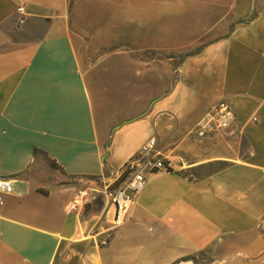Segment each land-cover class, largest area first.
I'll list each match as a JSON object with an SVG mask.
<instances>
[{
  "label": "crops",
  "instance_id": "1",
  "mask_svg": "<svg viewBox=\"0 0 264 264\" xmlns=\"http://www.w3.org/2000/svg\"><path fill=\"white\" fill-rule=\"evenodd\" d=\"M72 12L0 0V264H264V0H118L95 39ZM221 100L235 122L193 139ZM152 137L172 169L104 245L106 196L67 208Z\"/></svg>",
  "mask_w": 264,
  "mask_h": 264
},
{
  "label": "built area",
  "instance_id": "2",
  "mask_svg": "<svg viewBox=\"0 0 264 264\" xmlns=\"http://www.w3.org/2000/svg\"><path fill=\"white\" fill-rule=\"evenodd\" d=\"M23 12L24 8H18ZM21 23L24 22L22 19ZM235 114L226 100L214 104L190 130V136L195 140L204 139L229 128L235 122ZM172 163L158 149L156 137L150 138L140 150L130 158L118 171L102 175L78 187L67 211L83 214L88 205L96 200L98 193H103L109 201L107 216L111 219L112 227L108 229L102 243L108 244L115 228L120 226L128 217L132 203L144 189L148 175L157 171H170ZM14 192L13 181L0 178V204L6 194Z\"/></svg>",
  "mask_w": 264,
  "mask_h": 264
},
{
  "label": "rangeland",
  "instance_id": "3",
  "mask_svg": "<svg viewBox=\"0 0 264 264\" xmlns=\"http://www.w3.org/2000/svg\"><path fill=\"white\" fill-rule=\"evenodd\" d=\"M117 3L118 0H70V4L73 8L72 22L76 28L86 31L88 35L93 36L96 34V26L100 25L102 22L104 23V21L106 22V18L110 16L106 14L108 13L107 11L115 9ZM92 38L95 39L94 36ZM118 97L119 107L123 104V107L126 108L123 102L127 103V99L124 101L126 94L123 89L119 90ZM138 105L142 107L144 105V100L140 101ZM225 164L224 162H214L201 169L188 171V174H191L192 177L206 175L220 169L225 166Z\"/></svg>",
  "mask_w": 264,
  "mask_h": 264
},
{
  "label": "trees",
  "instance_id": "4",
  "mask_svg": "<svg viewBox=\"0 0 264 264\" xmlns=\"http://www.w3.org/2000/svg\"><path fill=\"white\" fill-rule=\"evenodd\" d=\"M224 163H226V162H224ZM226 165H227V163L225 164V166L221 167L220 169H222V168L226 167Z\"/></svg>",
  "mask_w": 264,
  "mask_h": 264
}]
</instances>
